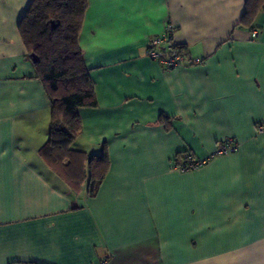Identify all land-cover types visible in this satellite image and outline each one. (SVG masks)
Segmentation results:
<instances>
[{"label": "crops", "instance_id": "0c3cea01", "mask_svg": "<svg viewBox=\"0 0 264 264\" xmlns=\"http://www.w3.org/2000/svg\"><path fill=\"white\" fill-rule=\"evenodd\" d=\"M30 1L0 0V264H264V10L252 39L245 0H87L97 105L78 108L71 148L109 160L89 196L39 152L49 100L18 33ZM169 23L198 63L145 56ZM228 138L237 149L214 154ZM183 151L208 160L179 171Z\"/></svg>", "mask_w": 264, "mask_h": 264}, {"label": "trees", "instance_id": "16d2710c", "mask_svg": "<svg viewBox=\"0 0 264 264\" xmlns=\"http://www.w3.org/2000/svg\"><path fill=\"white\" fill-rule=\"evenodd\" d=\"M86 7L87 0H31L18 22V33L26 58L33 64L35 77L42 83L49 100L48 136L39 152L53 167L59 166L61 174L66 172L74 178L75 183L81 185L86 177L87 195L92 196L108 168L107 154L104 151L92 155L81 163L80 160L85 159L84 152L71 148L81 132L78 108L97 105L93 82L78 42ZM262 10L264 0H245V11L238 25L256 29L254 21ZM185 153L176 155V164ZM79 162L82 176H77L78 169H75ZM63 177L68 179L67 175Z\"/></svg>", "mask_w": 264, "mask_h": 264}, {"label": "built area", "instance_id": "2783aa9c", "mask_svg": "<svg viewBox=\"0 0 264 264\" xmlns=\"http://www.w3.org/2000/svg\"><path fill=\"white\" fill-rule=\"evenodd\" d=\"M173 31L174 26L169 23L161 34L151 36L144 50L145 56L158 62L166 69L198 63V59H192L189 62L186 61L185 56L180 50V45L173 39ZM257 35L258 31L255 29L250 33L252 39L256 38ZM256 131L257 133L264 131V125H258ZM236 149L237 144L235 141L228 138L217 143L214 154L233 152ZM207 160L208 159L194 158L191 154L186 152L179 160V163H175L174 167L179 171L192 170L204 165Z\"/></svg>", "mask_w": 264, "mask_h": 264}]
</instances>
